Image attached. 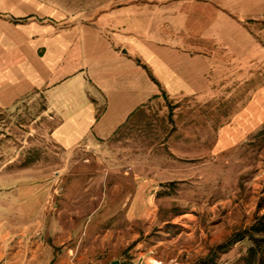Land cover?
<instances>
[{
	"label": "rangeland",
	"instance_id": "1",
	"mask_svg": "<svg viewBox=\"0 0 264 264\" xmlns=\"http://www.w3.org/2000/svg\"><path fill=\"white\" fill-rule=\"evenodd\" d=\"M249 93L222 90L201 110L166 102L72 151L52 140L41 94L0 106V264H264L253 229L264 222V122L220 152L208 136Z\"/></svg>",
	"mask_w": 264,
	"mask_h": 264
},
{
	"label": "crops",
	"instance_id": "2",
	"mask_svg": "<svg viewBox=\"0 0 264 264\" xmlns=\"http://www.w3.org/2000/svg\"><path fill=\"white\" fill-rule=\"evenodd\" d=\"M0 16V106L41 94L64 151L100 147L166 102L201 110L240 86L244 108L210 125V144L220 152L264 122V78L252 79L264 75V0H0Z\"/></svg>",
	"mask_w": 264,
	"mask_h": 264
},
{
	"label": "built area",
	"instance_id": "3",
	"mask_svg": "<svg viewBox=\"0 0 264 264\" xmlns=\"http://www.w3.org/2000/svg\"><path fill=\"white\" fill-rule=\"evenodd\" d=\"M113 262H115V264H144L142 262L133 260V259H120V260H116V261H110L107 262L105 264H112Z\"/></svg>",
	"mask_w": 264,
	"mask_h": 264
},
{
	"label": "trees",
	"instance_id": "4",
	"mask_svg": "<svg viewBox=\"0 0 264 264\" xmlns=\"http://www.w3.org/2000/svg\"><path fill=\"white\" fill-rule=\"evenodd\" d=\"M253 229L255 230H257L255 233L256 234H258V235H262V236H264V222L262 223V221H260V222H258L254 227H253ZM224 246L223 245H221V246H219L218 248L219 249H221V248H223Z\"/></svg>",
	"mask_w": 264,
	"mask_h": 264
},
{
	"label": "water",
	"instance_id": "5",
	"mask_svg": "<svg viewBox=\"0 0 264 264\" xmlns=\"http://www.w3.org/2000/svg\"><path fill=\"white\" fill-rule=\"evenodd\" d=\"M112 264H115V262H113Z\"/></svg>",
	"mask_w": 264,
	"mask_h": 264
}]
</instances>
